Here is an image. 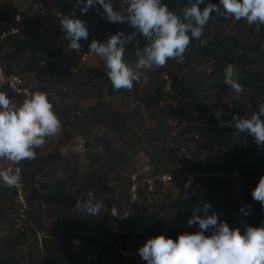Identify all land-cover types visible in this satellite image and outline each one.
Instances as JSON below:
<instances>
[{
	"label": "trees",
	"instance_id": "1",
	"mask_svg": "<svg viewBox=\"0 0 264 264\" xmlns=\"http://www.w3.org/2000/svg\"><path fill=\"white\" fill-rule=\"evenodd\" d=\"M40 1L43 12L37 11L31 15L25 14L27 4L20 11L12 0H4L0 3V33L11 27L17 30L14 37L0 39V66L5 74H18L23 79L24 76L33 74L38 83L48 80L71 87H82L92 83L91 85L97 88L96 92L103 89L107 96H119L121 99L136 94L140 79L134 82L131 91L123 89L113 91L102 61L98 73L91 75L90 65L78 67L75 58L80 54L75 55V51L71 50L73 69L57 60V50L48 52L47 57L41 56V51L46 49L50 35L64 34L60 27L59 13L69 18H79L86 23L89 36L86 40L78 41L79 44L81 42L90 44L93 40L106 42L113 34L123 32L128 35L133 29L127 24L109 23L106 17L100 15L103 9L99 5L90 9L86 15H81L78 7L75 11H70L74 0ZM120 1L112 0L114 9H119ZM162 2L172 11L177 8L174 0H162ZM208 2L219 5V0H206V3ZM48 3L54 5V10L45 8ZM200 7L202 9L204 5ZM73 12L76 13L75 17L72 16ZM15 16H19L18 21H15ZM215 18H218L217 29L209 33L207 25L202 37L206 43L201 46L199 41L193 40L183 63L169 60L164 68L146 73L145 84L152 82V91L144 95L142 105L156 108L161 102H178L180 110L163 113L164 111L161 112L160 109L157 113H150L155 119L154 126L148 128L144 136L134 138L130 145L124 144L125 137L129 135L127 123L131 118L137 117L139 110L137 106L116 112L107 104H99L90 107L87 111L77 109L72 115H65L64 123L67 126L76 125L75 127L83 128L88 121L101 122L121 139L119 148L115 149L103 138L90 140L83 137L82 147L88 153L87 157H95L99 152H103L101 158L106 167L105 171L92 169L76 186L71 187L68 181L71 176L77 174L78 156L69 153L68 157L64 158L55 149L52 153L40 157L45 145L37 150L35 160L23 161L13 166L21 168L20 183L23 185V199L26 205L23 211L25 219L18 215L19 206L16 204L15 189L0 183V221H6V225H9L14 223L12 218H18L19 221L25 220L33 227L26 226L28 234L25 230H15L16 232L10 233L0 241V249L8 253L0 255V264H17L11 255L25 242H28L29 247L35 251L32 264H146L141 258L135 261L121 257L120 251L128 247L130 238L134 237L135 241L144 239L146 242L159 235L170 238L175 231L178 234L185 233V230L187 233H195L199 231L198 226L190 227L187 221L192 218L194 210L196 215L201 217L205 215L204 203L211 205L207 215L216 213L220 220L227 222L229 227L236 228L244 224L252 227L264 226V208L251 197V192L259 178L264 176V146L258 147L251 136L245 141L244 133L235 135L238 130L235 129V122L232 121L233 115L247 118L264 105V75L261 69V65L264 64V26H261L260 31H256V26H249L245 38L237 41L222 34L224 29L221 26L225 24L226 19L224 17L219 19V16ZM68 44L69 41L64 39L66 49H69ZM144 44L143 38L137 35L125 45V59L128 63L135 64V51L137 48L142 49ZM196 56L211 60L212 69L207 74L204 71L196 72L192 74L193 76L186 72L182 74L181 72L188 68L189 60ZM232 64L241 69L235 78L244 88L238 100L235 99L234 91L224 83L223 69ZM165 69L169 78L167 91L164 90V82L160 77L161 71ZM153 74L155 75L152 76ZM93 78L102 81L97 83L92 81ZM205 78L211 80L210 83H207ZM35 91L47 94L43 86L31 89L30 94ZM0 92H5L10 100L17 102L18 106L25 99L5 89H0ZM225 97L230 99L232 109L226 117L220 116V120L232 122V127H219L220 121L214 117L216 111L209 113L210 108L219 107L221 99ZM48 98L51 100L49 96ZM242 100H246L248 106L240 111L236 106L242 103ZM50 102L56 111L54 103ZM222 108L226 109L227 106L223 104ZM167 118L177 122L178 127L167 128L165 125ZM183 120L186 121L185 126L180 125ZM67 126L65 134L69 132ZM175 130L177 131L172 136L171 131ZM79 134L83 136L81 131ZM167 136L171 143H166ZM215 153L220 155L213 164L210 160ZM201 154L203 161L209 158V162L204 166L198 159ZM141 156L147 158L153 173L163 170L175 176L174 180H180L182 175H198L195 179L203 187L204 183L199 182V175L209 173L208 168H215L216 172L220 170L222 171L220 173L225 175L235 173V178L247 187L237 200L229 201L225 194L231 187L229 181L214 179L207 182L208 186L204 188L203 196H189L185 199L186 203H181L179 195H174L168 200L172 195L171 190H162L159 186L144 197L141 185H138L136 191L138 199L129 207V216L120 224L121 232L117 235H113L107 225V221L114 218L110 215V211L97 217H87L76 210V203L86 201L90 192L94 193L95 189H109L108 175H111L118 185L119 202L125 199L126 187L129 184L127 175L137 165ZM56 167L69 170V176L65 180L49 178L41 182L38 179L39 176H48L51 169ZM218 174L215 173V176ZM34 200L35 207L32 205ZM241 207L251 214L244 216L240 212ZM49 208H55L57 211L50 229L41 222L40 218L43 209L46 211ZM116 208L118 212L122 209L121 205H117ZM38 232H44L39 242L36 238ZM204 235L208 236L210 232H205ZM74 240L79 245H71ZM66 245L76 251L67 249Z\"/></svg>",
	"mask_w": 264,
	"mask_h": 264
},
{
	"label": "clouds",
	"instance_id": "2",
	"mask_svg": "<svg viewBox=\"0 0 264 264\" xmlns=\"http://www.w3.org/2000/svg\"><path fill=\"white\" fill-rule=\"evenodd\" d=\"M76 4L81 15L99 5L103 9L100 15L109 23L127 24L133 29L128 35L118 32L106 42L93 40L89 44L90 53L103 62L113 91H131L134 82L140 79L139 69H162L169 60L183 63L193 40L199 41L201 46L206 43L202 39L204 28L215 16L244 20L249 26H256V31L264 26V0H219V5L206 3V0H186L179 14L162 0H123V14L114 9L112 0H76ZM201 5H204L202 9ZM75 15L73 12L72 16ZM59 18L65 39L69 41L68 48L79 52L78 41L89 36L86 23L61 13ZM137 35L145 44L142 49H136L133 65L125 59V45ZM224 83L234 91L235 99H240L244 88L235 79L231 66L226 69ZM220 116L221 111L217 110L214 117L220 121L219 127L233 126L232 122L220 120ZM232 121L240 133L251 136L258 147L264 146V105L247 118L233 115ZM61 131L62 122L45 92L31 93L19 106H14L7 94L0 92V160H7L14 166L35 160L37 150L45 145L46 139ZM21 178L18 166L0 171V181L8 186L17 185ZM251 197L264 208V176L259 178ZM75 207L82 215L97 217L104 204L96 202L90 192L88 199L78 201ZM210 207L204 203L205 215H196L194 210L187 221L190 227L198 226L199 231L180 234L175 241L163 235L148 239L137 250L139 257L146 264H264V226L244 224L242 233L239 227L230 228L216 213L207 215ZM240 212L244 216L251 214L244 207ZM110 215H120L115 206ZM205 232L210 235H204Z\"/></svg>",
	"mask_w": 264,
	"mask_h": 264
},
{
	"label": "rangeland",
	"instance_id": "3",
	"mask_svg": "<svg viewBox=\"0 0 264 264\" xmlns=\"http://www.w3.org/2000/svg\"><path fill=\"white\" fill-rule=\"evenodd\" d=\"M2 1L4 0H0V3ZM12 2L14 5H16L17 9H19L20 11L25 7L24 0H12ZM174 2L177 4V8L174 10V12L180 13L181 7L185 6L186 4V0H174ZM45 8L52 11L54 10V5L48 3ZM219 19H220V16H219ZM225 19H226L225 24L221 26L224 29L222 34L226 37L237 39V41H240V40L242 41L243 38H245V36L248 33L249 25L244 20L236 21L234 18H225ZM217 24H218V18H215L211 22H209L208 32L211 33L215 31V29H217ZM64 39H65V36L64 34H61V33H59L57 36L50 35V38L47 41L48 42L47 47L46 49L44 48L41 51V54H42L41 56L43 58L47 57L46 54L48 52L52 50H57L58 51L57 60L61 64L69 68L70 65H72L71 62L73 58L71 57L73 54L71 50L65 48ZM80 45H81V49L79 52L75 51L74 53L75 55H79L83 51L89 49V43L87 42H81ZM0 56H1V52H0ZM94 56H95V59L93 61V64H91L90 66L91 75L98 73V71L102 67L101 60L95 54ZM189 62L190 63L188 65V68L185 71H182L181 72L182 74L186 72L189 75H192V74L194 75L196 72H202V71H204L207 74L212 69V61L205 57L196 56V57L191 58ZM229 66L233 68L234 73H235V78H236L241 72V69L237 65L232 64V65L225 66L223 69V74L224 75L226 74V69ZM261 69H262V74L264 75V64L261 65ZM166 72L168 71L165 69L163 73L168 74ZM154 75L155 74H153L152 76ZM24 80H25V83L30 87V90L36 87H40V86H43L46 88L47 94L51 99L50 101H52L55 105L56 111L55 110L54 111L62 122V131L58 133L56 136L46 139L45 147L41 151L40 157H44L45 155L52 153L53 151H55V149H57L60 155L63 156L64 158H67L69 153H72L73 155L78 156L77 174L75 176H71V179L68 181V184L71 185V187L76 186V184L81 180V178L84 177V175H86L92 169L96 171L106 170V167L104 163L102 162L103 158H101V156L103 155V152L102 151L99 152L98 155H95V157L94 156L90 158L87 157L88 153L84 151L82 146L79 149L76 148L77 138L82 140L83 142H84V138H83L84 136L90 140L97 139V138H103L105 140H108L110 146L114 147L115 149L119 148L121 139L117 135H115L113 132L109 131V129L101 122L88 121L84 125L83 128L75 127L76 125L67 126L64 123L66 114L72 115L74 111L77 109H79V111H87V109H89L90 107L99 105V104H107L108 106H110V108L113 111H116V112L120 110L122 111L123 109L130 110V108L137 106L139 107L138 115L137 117H133L128 121L127 129H128L129 135L125 137L124 139V144L126 143V145L128 144L130 145L131 141H134V138L144 136L146 130L154 126L155 119L150 116V113H153V112L157 113L160 109H161L160 110L161 112L172 110V109H175L176 107V106L173 107V105H171L169 101L168 102L165 101L166 102L165 104H162L161 106L156 107V108L151 107V106L146 107L142 105L141 101H143L144 95L152 91V88H151L152 82L151 84H149V82L147 84L145 83L140 84L135 95H130L128 98L121 99V97L119 96H113V97L107 96V94L105 93L103 89H100L99 92H96L97 88L93 87L91 85L92 83H89L87 86H82V87H71L70 85L55 84V83L49 82L48 80H44L41 83H38L37 80L34 78L33 74L24 76ZM205 80L207 83H210L211 81L206 78ZM92 81H96L97 83H100L102 80L93 78ZM229 100L230 99H228V97L222 98L220 106L211 107L209 113L212 111L220 110L221 116L223 118L226 117L232 109L231 103ZM11 101L14 106H18L15 100H11ZM223 104L227 106L226 109L222 108ZM247 106H248L247 101L242 100V103L236 106V108L241 111L243 109H246ZM172 122L173 120L168 119L165 122L166 127L167 128L171 127ZM66 126L69 132L68 133L66 132L65 134L64 131H66ZM79 131L83 133V136L79 134ZM237 134H240V132L237 131L235 135ZM247 137H250V136L245 134L244 136L245 141L246 139L248 140ZM251 138L249 140H251ZM166 143H171V140H169V136L166 137ZM202 155L203 154H201L198 159H199V162L204 166L205 164L209 162V158L208 160L203 161ZM219 155L220 154L215 153L211 157L210 161L213 164H215L216 159L219 158ZM8 163L9 161L7 160H0L1 166L8 164ZM208 170H209V173H202L199 175V178H198L200 180L199 181L200 183L201 182L202 184L204 183L203 188L205 189L207 188L208 186L207 182L210 180L219 179L220 181H229L231 187H229L225 193L226 198L229 201L237 200L240 193L247 187V186H244L240 180L235 178L234 176L235 173L225 175V174L220 173L222 172L220 170L216 172L215 168H208ZM69 173H70L69 170H64L62 168L56 167L54 169H51L50 173H48L49 174L48 176L46 177L39 176L38 179L41 182L47 181L49 178L55 179V180H62V179L65 180L69 176ZM215 173H219L218 176H215ZM107 179H108L107 185L109 189L107 190L95 189L93 193L95 197V201L96 202L102 201L104 204V208L101 209V214L103 213L105 214L107 211H111L113 206L116 207L117 205H121L125 200L123 199L119 202V199H117L118 198L117 197L118 185L115 183V181H113V178L111 175H108ZM23 196L24 195H22V198ZM172 198H173V195H170L168 200H171ZM180 199H181L180 201L181 203L183 202L186 203L185 201L186 197H182ZM16 204L19 206L18 215L21 218L25 219L23 217V211L26 208L25 200L23 199L22 203L17 202ZM32 205L34 207L36 206L35 200L32 202ZM69 212L72 213L73 211H69ZM56 213L57 211L55 210V208L53 209L49 208V210L47 209L46 211H44L43 209L40 215L41 222L44 223V225L50 229ZM12 219H13L12 222L14 223H11L9 225H6V221H0V241L4 239L6 236H8L10 233L13 234L17 230L19 231L25 230L26 234H28V228L26 226L33 227L32 224L29 225L28 223L25 222V220L19 221L18 218H12ZM104 225L106 227V223ZM230 228H233V227L231 226ZM239 228L241 229V232L243 233L244 226L240 225ZM184 232H187V231L185 230ZM42 234H44V232L42 233L38 232L36 234L37 242L40 241ZM178 235L180 234H178V232L175 231L173 232L170 238L175 240L178 237ZM133 238L134 237L130 238V242L128 243V246H130L131 248L134 247L136 249V254L138 255L137 250L143 246V244L145 243V240L143 239L141 241H135ZM74 242H77V241L74 240L70 244L76 245V246L79 245V243H74ZM66 247L67 249L69 248V250L73 252L76 251V249L70 248L68 247V245H66ZM34 253L35 251H33V249L29 247L28 242H25L22 246H19L16 248L15 252L11 255V257L13 258V260L17 262V264H32L35 258ZM6 254L8 253L0 249V255H6Z\"/></svg>",
	"mask_w": 264,
	"mask_h": 264
},
{
	"label": "built area",
	"instance_id": "4",
	"mask_svg": "<svg viewBox=\"0 0 264 264\" xmlns=\"http://www.w3.org/2000/svg\"><path fill=\"white\" fill-rule=\"evenodd\" d=\"M25 4H27V12L25 14L31 15L33 13H36L37 11L43 12L41 6L40 0H25ZM76 0L72 3L70 7V11H75L77 9ZM125 5L123 4V0L119 3V9L123 14V9ZM15 21L19 20V16H15ZM17 33V30L15 27H11L7 31H3L0 33V39H3L5 37H14ZM93 53H90V50L83 51L77 58H75V62L80 66H87L90 65L89 61L92 59ZM56 62L55 60H53ZM43 64V62H40ZM70 69H73V65H70ZM138 74L140 75V84H143L147 81L146 73L149 71H154L153 69H139L137 70ZM164 71H161L160 77L162 81L164 82V90H168L169 86V78L168 75L163 73ZM0 89H5L6 91H9L15 96H21L24 98H27L30 95V87L25 83V80L18 74L9 73L5 74L2 67L0 66ZM168 102V101H167ZM166 102H161L159 106L162 104H165ZM171 105L176 106L175 109L167 110L164 112H179L180 109L178 106V102H169ZM173 120L172 118H167ZM186 121H182L180 123L181 126H185ZM179 125V126H180ZM173 127H178L177 122L173 120L172 122ZM177 130L171 131V135L174 136ZM196 138V136L194 137ZM82 146V140L77 138V144L76 148L79 149ZM13 164L9 162L5 165H0V171L4 170H11L13 168ZM198 175H182L180 176V180H174L173 175L167 174L163 170H160L157 173H153L152 166L150 163L147 162V159L145 157H139V161L136 166L132 169V171L127 175L129 179V184L126 187V195L125 200L121 204V211L119 212V216L114 217L107 221L108 228L111 230L113 235H117L121 232L119 226L123 223V221L129 216V207L137 201V188L138 185H141V188L143 190V196H147L148 194H151L156 186H159L162 190H171V194L179 195L180 198L182 197H196V196H203L204 195V188L201 187L197 180L195 179ZM2 185L8 186L2 181H0ZM187 185V187H186ZM16 191V201L18 203L23 202V185L21 183H18L17 185L11 186ZM127 205V206H125ZM120 255L124 259H132L135 261H138L140 259L139 255L136 254V249L133 247L131 248L128 246L125 250L120 251Z\"/></svg>",
	"mask_w": 264,
	"mask_h": 264
},
{
	"label": "crops",
	"instance_id": "5",
	"mask_svg": "<svg viewBox=\"0 0 264 264\" xmlns=\"http://www.w3.org/2000/svg\"><path fill=\"white\" fill-rule=\"evenodd\" d=\"M94 59H95V56H94V54H93L92 59H90V61H89L90 66H91V64H93ZM94 63H95V62H94Z\"/></svg>",
	"mask_w": 264,
	"mask_h": 264
}]
</instances>
